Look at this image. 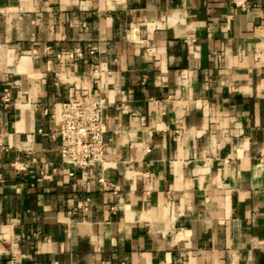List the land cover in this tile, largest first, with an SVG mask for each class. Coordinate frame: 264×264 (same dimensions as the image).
Returning a JSON list of instances; mask_svg holds the SVG:
<instances>
[{
  "label": "crops",
  "instance_id": "0c3cea01",
  "mask_svg": "<svg viewBox=\"0 0 264 264\" xmlns=\"http://www.w3.org/2000/svg\"><path fill=\"white\" fill-rule=\"evenodd\" d=\"M234 1L0 0V264H264V0ZM98 95L70 175L54 116Z\"/></svg>",
  "mask_w": 264,
  "mask_h": 264
},
{
  "label": "built area",
  "instance_id": "2783aa9c",
  "mask_svg": "<svg viewBox=\"0 0 264 264\" xmlns=\"http://www.w3.org/2000/svg\"><path fill=\"white\" fill-rule=\"evenodd\" d=\"M235 5L243 8V0H235ZM69 59L81 57V53H68ZM96 71V70H95ZM0 100L7 104L10 101L9 89L4 88ZM106 100L98 95L89 100H68L59 104L55 118V135L58 142L60 162L70 166L72 172L83 175L87 170L102 166L105 161V121ZM24 170V165H13ZM97 182L102 187L108 184L103 178Z\"/></svg>",
  "mask_w": 264,
  "mask_h": 264
}]
</instances>
